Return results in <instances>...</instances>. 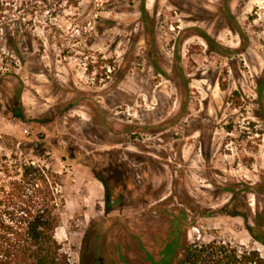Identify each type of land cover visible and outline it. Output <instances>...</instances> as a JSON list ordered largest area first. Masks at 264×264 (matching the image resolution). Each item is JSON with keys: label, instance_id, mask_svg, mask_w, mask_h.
I'll list each match as a JSON object with an SVG mask.
<instances>
[{"label": "rangeland", "instance_id": "1", "mask_svg": "<svg viewBox=\"0 0 264 264\" xmlns=\"http://www.w3.org/2000/svg\"><path fill=\"white\" fill-rule=\"evenodd\" d=\"M18 158L61 175L71 264L264 256V0H0V164Z\"/></svg>", "mask_w": 264, "mask_h": 264}, {"label": "trees", "instance_id": "2", "mask_svg": "<svg viewBox=\"0 0 264 264\" xmlns=\"http://www.w3.org/2000/svg\"><path fill=\"white\" fill-rule=\"evenodd\" d=\"M45 142L44 136L32 142L15 139V146L43 149ZM65 213L62 177L47 162L1 163L0 264H71L57 237ZM169 264H264V256L231 241H196L185 244Z\"/></svg>", "mask_w": 264, "mask_h": 264}]
</instances>
